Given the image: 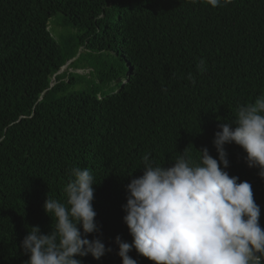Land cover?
<instances>
[{"label":"trees","instance_id":"obj_1","mask_svg":"<svg viewBox=\"0 0 264 264\" xmlns=\"http://www.w3.org/2000/svg\"><path fill=\"white\" fill-rule=\"evenodd\" d=\"M58 13L72 27L61 41L49 29ZM111 54L119 60L110 64ZM80 68L95 70L99 83L70 91ZM261 94L264 0L215 8L204 0H0V264H25L21 241L31 226L52 230L43 205L47 195L66 203L73 167L98 182V231L88 238L112 249L100 260L77 258L122 264L115 239H133L122 205L126 185L143 174L142 157L167 167L186 148L196 159L207 147L218 159V125ZM225 148L226 171L252 185L264 228V178L239 145ZM129 255L155 264L134 248Z\"/></svg>","mask_w":264,"mask_h":264},{"label":"clouds","instance_id":"obj_2","mask_svg":"<svg viewBox=\"0 0 264 264\" xmlns=\"http://www.w3.org/2000/svg\"><path fill=\"white\" fill-rule=\"evenodd\" d=\"M231 2L204 0L213 8ZM197 68L206 71L205 62L201 60ZM188 79L195 83L191 74ZM218 127L213 139L218 159L207 147L197 149L196 159L186 148L167 167L154 163L149 154L142 157L143 174L126 185L127 199L122 205L133 239L131 243L119 236L115 239L122 264H137L129 255L133 248L155 264H264L261 208L252 185L226 171L225 148L226 144L239 145L246 153V164L258 168L264 178V94L240 105L235 119ZM70 175L64 188L66 203L47 195L43 205L55 218L52 230L44 234L38 225L31 226L21 241L29 256L25 264H83L77 257L90 254L100 260L112 250L99 237L88 238L98 231L92 203L93 185L98 182L88 168L73 167Z\"/></svg>","mask_w":264,"mask_h":264},{"label":"rangeland","instance_id":"obj_3","mask_svg":"<svg viewBox=\"0 0 264 264\" xmlns=\"http://www.w3.org/2000/svg\"><path fill=\"white\" fill-rule=\"evenodd\" d=\"M60 16H61V14L58 13L49 20V29H51L53 35L59 41H61L63 36L66 35V33H68L69 31L71 32V30H72L71 26H63L61 24V22H60L61 17ZM112 56L113 55L111 54L110 55L111 60L110 61L108 60L110 62V64L113 63L114 61L119 60L118 57H115V59H114ZM75 58H73L71 60H74ZM74 70L75 69H73V68L70 69V71H74ZM77 72H79V69L77 70ZM97 75H98L97 72L93 69L89 73H85V74L80 75L79 79L76 82L70 84L69 90L71 91V90H75V89H90L95 83H99V79H98ZM53 79H54V77H53ZM117 80L120 81V80H122V78L118 77ZM115 83H116V80L113 81L112 83H107V84L115 85ZM53 84H54V82L51 85H53Z\"/></svg>","mask_w":264,"mask_h":264},{"label":"water","instance_id":"obj_4","mask_svg":"<svg viewBox=\"0 0 264 264\" xmlns=\"http://www.w3.org/2000/svg\"><path fill=\"white\" fill-rule=\"evenodd\" d=\"M73 60H69L61 69H60V71L58 72V73H61L62 71H64L65 70V68H67V66H68V64H70V62H72ZM131 67L128 65V70H127V72H126V74H127V76L129 75V73H130V71H131ZM57 73V74H58ZM118 81V80H117ZM262 259H264V258H262Z\"/></svg>","mask_w":264,"mask_h":264},{"label":"bare ground","instance_id":"obj_5","mask_svg":"<svg viewBox=\"0 0 264 264\" xmlns=\"http://www.w3.org/2000/svg\"><path fill=\"white\" fill-rule=\"evenodd\" d=\"M75 69V68H74ZM81 69V68H80Z\"/></svg>","mask_w":264,"mask_h":264}]
</instances>
